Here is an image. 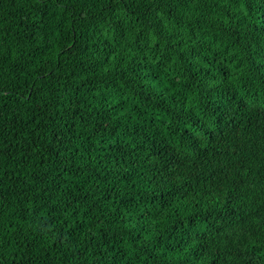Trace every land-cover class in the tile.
Instances as JSON below:
<instances>
[{
    "label": "trees",
    "instance_id": "obj_1",
    "mask_svg": "<svg viewBox=\"0 0 264 264\" xmlns=\"http://www.w3.org/2000/svg\"><path fill=\"white\" fill-rule=\"evenodd\" d=\"M0 264H264V0H0Z\"/></svg>",
    "mask_w": 264,
    "mask_h": 264
}]
</instances>
